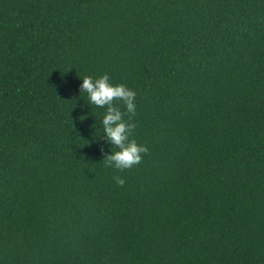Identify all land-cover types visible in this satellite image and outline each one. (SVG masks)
Instances as JSON below:
<instances>
[{
    "label": "trees",
    "instance_id": "obj_1",
    "mask_svg": "<svg viewBox=\"0 0 264 264\" xmlns=\"http://www.w3.org/2000/svg\"><path fill=\"white\" fill-rule=\"evenodd\" d=\"M0 264H264V0H0Z\"/></svg>",
    "mask_w": 264,
    "mask_h": 264
},
{
    "label": "clouds",
    "instance_id": "obj_2",
    "mask_svg": "<svg viewBox=\"0 0 264 264\" xmlns=\"http://www.w3.org/2000/svg\"><path fill=\"white\" fill-rule=\"evenodd\" d=\"M81 81L80 95L87 98L86 105L104 109L100 126L106 143L111 146L103 159L106 166L124 171L138 165L148 149L132 138L136 125L124 119L125 115L136 114V93L124 84L114 85L107 74L99 78L86 76ZM114 179L118 184H124L123 179Z\"/></svg>",
    "mask_w": 264,
    "mask_h": 264
}]
</instances>
